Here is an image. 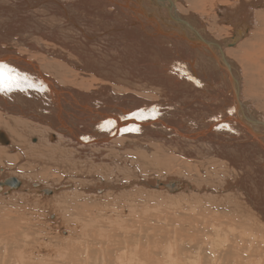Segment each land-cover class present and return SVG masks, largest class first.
Returning a JSON list of instances; mask_svg holds the SVG:
<instances>
[{
  "label": "bare ground",
  "instance_id": "obj_1",
  "mask_svg": "<svg viewBox=\"0 0 264 264\" xmlns=\"http://www.w3.org/2000/svg\"><path fill=\"white\" fill-rule=\"evenodd\" d=\"M0 64V264H264V0H0Z\"/></svg>",
  "mask_w": 264,
  "mask_h": 264
},
{
  "label": "rangeland",
  "instance_id": "obj_2",
  "mask_svg": "<svg viewBox=\"0 0 264 264\" xmlns=\"http://www.w3.org/2000/svg\"><path fill=\"white\" fill-rule=\"evenodd\" d=\"M174 112H175V111H174ZM175 113H176V112H175ZM177 113H178V112H177ZM179 114H180V112H179ZM142 187H143V186H142ZM151 188H153V187H151ZM61 190H62V189H61ZM102 190H103V189H102ZM150 190H155V188H154V189H150ZM156 190H162V189H156ZM103 191L105 192L106 189H104ZM103 191H102V192H103ZM165 191H167V190H165ZM179 191L181 192V191H183V190L181 189V190H179ZM179 191H174V192L167 191V192H168V193H171V194H176V193H178ZM104 192H103L102 194H104ZM180 192H179V193H180ZM96 194H97V193H96ZM102 194H98V195H102ZM126 196H127V195H126ZM136 196H137V197H136ZM129 197H130V196H128V198H129ZM125 198H126V199H125ZM128 198H127V197L119 198L118 201L115 200V202H114V199H113V200L111 199L110 203L113 201L111 204H110L109 202L102 203V204H101L102 206H103V204H104V206H106V207L103 206V208H104L105 210L102 208L101 205H99V206H101V207H99L101 210H100V209H99V210L97 209L96 211H98L99 213L101 212V215H100V214H97V215H95V216H96L98 219H100L101 217H103V216H108L109 214L114 216V214H121V213H123V214H125L126 217H127V215H129L130 217H131V216H134V217H131V219L128 217L130 220H133V219H137V218H136L137 216L140 217L141 215H143V214L146 212V211H144L143 209H137V210H136L137 213H136V211L133 212V210L129 207V206H130L129 204H130L131 200L128 201V200H127ZM131 198H132V199L135 198V199H133L132 201L137 200L136 198H140L141 200H140V199L138 200V201H140V203H138V204L141 205L143 208H146V206H148V204H149V206H151V205H152L151 203H153V205H152V209H151L150 211H149V209H148L147 212H146V214H144V215L147 216V217H145V219H147V218L149 217V215H150L149 213H150L151 211L153 212V215H156V214H157V211H159V209H158L157 207L154 208L155 205L159 207V203H156V202H157L156 199H158V201L161 200V202H160V206L165 205V204H164V203H165V201H164L165 199L163 198V199H164V200H163L161 197H160V199H159V197L154 198L156 201H155L154 199H153V200H154V201H153V200H152V197L139 196V195H135V196H133V197L131 196ZM131 198H130V199H131ZM148 198H149V199H148ZM150 198H151L152 201H148V200H150ZM121 200H123L124 202H122ZM125 200H126V202H127V201H128V202L126 203ZM162 200H163V201H162ZM116 202H117V203H116ZM121 202H122V203H121ZM143 202H147V203H143ZM106 203H107V205H106ZM123 203H125V204H123ZM162 203H163V204H162ZM131 204H132V203H131ZM145 204H146V205H145ZM154 204H155V205H154ZM108 205H110V207L112 206V207H113V210H112V208H110V207L108 208ZM114 205H115V206H114ZM121 205H122V206H121ZM125 205L127 206L126 208L123 207V206H125ZM133 205H134V204H133ZM144 205H145V206H144ZM117 206H120V208L117 207ZM115 207L118 208V211H117V212H115L116 210L114 211V208H115ZM128 207H129L130 209H129ZM123 208H124V209H123ZM147 208H148V207H147ZM150 208H151V207H150ZM159 208H160V207H159ZM125 209H126V211H125ZM163 209H164V206H163ZM163 209H162L161 211H163ZM107 210H109V211H107ZM123 210H124V211H123ZM128 210H129V211H128ZM102 211H103V212H102ZM111 211H112V212H111ZM128 212H129V213H128ZM152 212H151V213H152ZM105 213H106V214H105ZM134 213H135V214H134ZM138 213H139V215H138ZM154 213H156V214H154ZM132 214H133V215H132ZM76 215H77V214H76ZM58 216L60 217L61 215L59 214ZM98 216H99V217H98ZM100 216H101V217H100ZM125 216H124V217H125ZM135 216H136V217H135ZM75 217H76V216H75ZM77 217H80L81 219H82V218H86V219H84V220H89L88 217H85V215H78ZM114 218H115V217H113V220H114ZM151 219H152V217H150V220H151ZM153 219H154V218H153ZM102 220H103L104 222H106L104 219H102ZM130 220H128V221H129L131 224H127V225L130 226V227H131V225H132L131 228L137 229L139 225H136V223H137L138 221L136 220V222H134V220H133V221H130ZM153 222H154V223H153ZM153 222H152V221L149 222L151 226H152L153 224H156L155 221H153ZM135 227H136V228H135ZM153 227H155V225H153ZM92 229H93V228L90 227V230H92ZM66 231H67V230H66ZM66 231H65V232H66ZM67 232H68V231H67ZM64 234H65V236L68 235V233H64ZM65 250H66V249H65ZM69 251H70V250H69ZM63 252H64V253H63ZM63 252H62V254H59V255H58V258H57V256L55 257V260H56V259H59V261H60V262H58V260H56V263H58V264L60 263V264H61L62 261H64V263H65L67 256L69 257V260H67V262L69 261V263H70V261H71V260H70V252L68 253V250H67L66 252L63 250ZM53 253H54V252H53ZM66 253H68L67 256H66ZM48 254H50V253H48ZM54 254H56V253H54ZM63 254H64V256H63ZM60 255H62L65 259H63L62 256H61V257H62V258H61ZM59 257L61 258V260H62V259H63V260L61 261ZM53 258H54V256L52 257V259H53ZM47 259H48V257H47ZM52 259H51V260H52ZM53 260H54V259H53ZM55 260H54V261H55ZM54 261H53V263H52V261H51V263H49V264H56ZM69 263H65V264H69ZM11 264H13V263H11ZM40 264H41V263H40ZM62 264H63V262H62ZM70 264H72V263H70Z\"/></svg>",
  "mask_w": 264,
  "mask_h": 264
},
{
  "label": "water",
  "instance_id": "obj_3",
  "mask_svg": "<svg viewBox=\"0 0 264 264\" xmlns=\"http://www.w3.org/2000/svg\"><path fill=\"white\" fill-rule=\"evenodd\" d=\"M200 39H201V37L200 36H198ZM234 44V43H233ZM233 44L231 45V46H233ZM219 52H221L222 50H221V47L219 46V45H217V46H214ZM222 63L224 62L225 63V65H227V63H226V61H225V59H224V57L222 58ZM11 68H13L14 69V67H11ZM230 72V71H229ZM21 75H23L24 76V78H26V80H29L28 79V77H29V74H26V73H24V72H21ZM24 78H22V79H24ZM33 80H37V78L35 77V79H33ZM38 85H39V92H37V93H41V94H46L49 98L51 97L52 98V96H51V93L49 92V85H48V83L47 82H45L44 80H42V79H40V83H38ZM234 94H235V97H236V100L238 101V103L240 102V99L238 98V96H239V86H238V84H237V86H235V88H234ZM55 99V98H54ZM90 103V105H91V108L92 109H95V110H102V107H100V104L97 102V101H92V102H89ZM240 104V103H239ZM155 105V104H154ZM156 106H160V105H156ZM156 106H152V108L153 109H155V107ZM178 110V111H177ZM169 111H176V112H180L181 111V109H171V110H169ZM95 120H97V119H102V117H100V116H98V115H96L95 117H93ZM182 119V118H181ZM136 122L137 121H132V122H130L129 124L130 125H132L133 127L134 126H138L137 124H136ZM57 124L58 125H60L61 123H60V121L58 120V122H57ZM102 124H105V123H103L102 122ZM104 126V125H103ZM107 126H109V128H114V129H112V130H116V129H118L117 128V124L116 125H113L112 123H108L107 124ZM259 128H263L264 129V125H261ZM96 129H98V132H100V131H102V132H104V131H106L104 128H102V126L101 127H97ZM97 135V133H94V136H96ZM89 136H91V135H87V138H90ZM85 138L84 137V135L83 136H81L80 138ZM114 137H116V134L114 133L113 135H112V138H114ZM87 138H86V140H87ZM16 183V182H15ZM177 184L179 185L178 187H177ZM176 184V182H172V181H167V182H161V181H159V180H157L156 182H155V185H152V187L153 188H155V189H163V190H167V191H170V192H174V191H179V190H181V188H184V186H181L182 185V183L180 184V183H177ZM19 185H21L20 183H16L15 185H12V184H10L9 182H7V181H5V182H0V189H2V188H4V187H7L9 190H7L8 192H11V190H13L14 188H18L19 187ZM48 192V190H46V191H44V193H47ZM100 193L102 192V191H99Z\"/></svg>",
  "mask_w": 264,
  "mask_h": 264
},
{
  "label": "snow or ice",
  "instance_id": "obj_4",
  "mask_svg": "<svg viewBox=\"0 0 264 264\" xmlns=\"http://www.w3.org/2000/svg\"><path fill=\"white\" fill-rule=\"evenodd\" d=\"M26 83V78L22 79L15 69L5 64H0V93L11 92L13 90L23 91L22 85ZM29 87H32V85H29Z\"/></svg>",
  "mask_w": 264,
  "mask_h": 264
}]
</instances>
